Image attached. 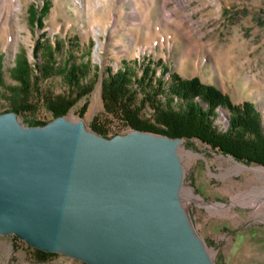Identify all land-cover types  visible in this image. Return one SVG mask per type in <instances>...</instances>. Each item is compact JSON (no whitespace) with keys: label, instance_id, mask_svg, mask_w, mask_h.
Masks as SVG:
<instances>
[{"label":"rangeland","instance_id":"1","mask_svg":"<svg viewBox=\"0 0 264 264\" xmlns=\"http://www.w3.org/2000/svg\"><path fill=\"white\" fill-rule=\"evenodd\" d=\"M8 1L0 5V114L13 112L15 102L30 104L31 109L15 113L24 127L54 120L46 98L74 97L64 74L58 73L69 62L86 66L80 85L91 86V91L64 117L81 121L88 131L101 130L104 138L134 131L104 109L102 83L108 70L126 69L139 79L148 64L165 82L172 73L182 79L195 76L234 105L251 103L260 114L264 133V0ZM18 2L20 8L15 6ZM43 5L47 12L40 28L30 20L29 9L37 11ZM98 29L101 33L96 36ZM99 43L102 47L96 53ZM38 45L42 49L35 52ZM24 58L31 83L39 78L28 95L11 74L15 62ZM46 62L54 65L55 72L40 78L39 67ZM134 79L131 85L137 90ZM174 100L175 105L181 103ZM152 114L148 106L141 111L151 122ZM211 119L218 131L228 129L225 108H217ZM181 139V200L211 260L264 264V172L254 170L264 166L237 161L194 138ZM37 251L13 235H0V264H85L56 253L42 257Z\"/></svg>","mask_w":264,"mask_h":264},{"label":"water","instance_id":"2","mask_svg":"<svg viewBox=\"0 0 264 264\" xmlns=\"http://www.w3.org/2000/svg\"><path fill=\"white\" fill-rule=\"evenodd\" d=\"M181 142L0 114V235L85 264H215L182 204Z\"/></svg>","mask_w":264,"mask_h":264},{"label":"trees","instance_id":"3","mask_svg":"<svg viewBox=\"0 0 264 264\" xmlns=\"http://www.w3.org/2000/svg\"><path fill=\"white\" fill-rule=\"evenodd\" d=\"M47 12V5L40 10L29 9L30 20L43 27V20ZM39 46V45H38ZM41 46L35 49L38 52ZM48 59H52L47 52ZM40 78L53 75L55 67L46 62L39 67ZM86 66L64 64L58 73L64 74V80L72 88L66 98H46L45 105L55 118L65 116L69 109L82 97L90 93L91 86L80 85V78L85 76ZM139 79H134L126 69L115 73L108 70L102 83V99L106 112L120 116L133 130L149 132L166 136L171 139H197L211 147V149L229 155L237 161L245 164H257L264 166V133L260 114L251 103L244 102L234 105L229 97L212 85H205L194 77L182 79L179 75L170 74L169 82L156 78L151 65H145ZM167 72L164 68L163 73ZM13 78L18 82L20 91L25 95L32 93V88H37L39 78L31 83L30 69L27 60L20 59L11 69ZM132 79L136 82L137 90L132 87ZM33 85V86H32ZM3 87L2 58H0V88ZM35 87V88H34ZM17 90V91H19ZM17 92L16 89H12ZM141 97L138 98V93ZM163 98V100L161 99ZM197 97L198 102L193 98ZM181 103L174 104V99ZM139 99V100H138ZM85 105L81 112H84ZM205 107H204V106ZM145 106L153 110L152 119H144L141 111ZM32 106L26 102H15L12 111L20 113L27 111ZM217 108H225L229 112V126L225 132L218 131L213 125L211 117ZM37 124L36 126H44ZM35 127V126H33ZM94 133L101 135V130ZM42 257L51 253L37 251Z\"/></svg>","mask_w":264,"mask_h":264},{"label":"bare ground","instance_id":"4","mask_svg":"<svg viewBox=\"0 0 264 264\" xmlns=\"http://www.w3.org/2000/svg\"><path fill=\"white\" fill-rule=\"evenodd\" d=\"M5 2H9L8 0H1L0 1V5L3 7L4 6V4H5ZM16 7H19L20 8V3L18 2L16 5H15ZM18 8V9H19ZM101 33V30L100 29H98V30H95V35L96 36H98L99 34ZM102 47V44L101 43H99L98 44V49L96 50V53H98V50L100 49ZM179 155V154H178ZM180 158V157H179ZM241 168H243V166H240ZM256 172H258V173H262V172H264V169H254ZM182 189H183V187H182ZM181 192H182V190H181ZM187 193L189 194V196H193L192 195V192H191V190L190 189H187ZM262 198V197H261ZM260 201V200H259Z\"/></svg>","mask_w":264,"mask_h":264},{"label":"crops","instance_id":"5","mask_svg":"<svg viewBox=\"0 0 264 264\" xmlns=\"http://www.w3.org/2000/svg\"><path fill=\"white\" fill-rule=\"evenodd\" d=\"M191 77H195V76H191Z\"/></svg>","mask_w":264,"mask_h":264}]
</instances>
